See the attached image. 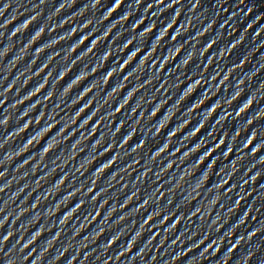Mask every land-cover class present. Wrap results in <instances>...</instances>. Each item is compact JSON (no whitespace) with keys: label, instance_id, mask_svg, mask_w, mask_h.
Segmentation results:
<instances>
[{"label":"clouds","instance_id":"clouds-1","mask_svg":"<svg viewBox=\"0 0 264 264\" xmlns=\"http://www.w3.org/2000/svg\"><path fill=\"white\" fill-rule=\"evenodd\" d=\"M117 3H119V0H117ZM7 7V6H6ZM77 76H78V73H77ZM198 82V81H197ZM249 104L251 103V101L249 100V101H247ZM244 106H247L246 104H244ZM242 110V109H241ZM28 142H30V140L28 141ZM5 239H7V237H5Z\"/></svg>","mask_w":264,"mask_h":264},{"label":"snow or ice","instance_id":"snow-or-ice-1","mask_svg":"<svg viewBox=\"0 0 264 264\" xmlns=\"http://www.w3.org/2000/svg\"><path fill=\"white\" fill-rule=\"evenodd\" d=\"M144 25H141V27H143ZM141 55H142V53H141ZM137 59H139V56L137 57ZM125 71H127V69L125 70ZM213 155H215V154H213Z\"/></svg>","mask_w":264,"mask_h":264}]
</instances>
